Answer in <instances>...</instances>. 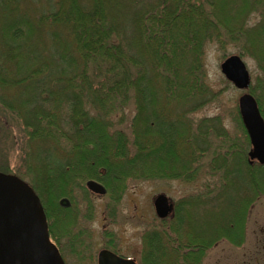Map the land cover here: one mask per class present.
I'll return each instance as SVG.
<instances>
[{"label": "trees", "instance_id": "trees-1", "mask_svg": "<svg viewBox=\"0 0 264 264\" xmlns=\"http://www.w3.org/2000/svg\"><path fill=\"white\" fill-rule=\"evenodd\" d=\"M210 43L256 60L263 79L250 90L264 115L258 93L264 83V0H0V124L13 120L22 126L26 156L37 144L34 153L42 164L35 167L32 186L53 238L52 215L71 222L67 232L74 225L71 215L62 217L69 209L57 202L69 194L70 180L72 186L81 178L106 179L114 192L130 175L193 172L208 153L210 173L230 177L234 193L247 190L245 198L239 191L233 196L230 219L247 210L240 198L251 203L253 188L263 193L255 175L261 177L264 165L246 163V176L239 164L242 145L208 142L210 128L225 135L220 124H190L214 95L203 63ZM129 106L133 114L126 116ZM0 169L9 166L1 162ZM208 237L187 241L196 253H179L176 264H200L212 244ZM144 238L141 264L169 255L159 232Z\"/></svg>", "mask_w": 264, "mask_h": 264}, {"label": "rangeland", "instance_id": "rangeland-1", "mask_svg": "<svg viewBox=\"0 0 264 264\" xmlns=\"http://www.w3.org/2000/svg\"><path fill=\"white\" fill-rule=\"evenodd\" d=\"M232 53L240 54L237 49L232 47L223 49L215 43H210L205 47L203 55L205 82L214 95L191 115L193 121L190 124L195 126L220 124L225 135L215 128H210L208 142L212 143L213 147L222 145L223 148H226L229 140H233L237 146L242 145L245 150L243 152L245 161L239 164L245 166L243 172L247 176L246 163H249L247 154L251 146H248L246 139L248 134L238 112V100L244 92H251V86H257L259 80L262 81L263 72L256 60L241 55L250 72L251 85L247 89L236 87L225 77L220 67L221 62ZM262 88H264V83L258 92L264 108ZM254 97L256 98V95ZM132 110V106H129L125 111L126 116L132 115ZM8 118L12 119L9 113ZM211 118H218V120L216 122L207 121ZM6 121L0 124L3 128L0 129V165L1 162H5L9 169L2 171L18 175L36 193L32 186L35 183V167L42 164L36 159L37 153H34L37 144L33 143L30 156H26L27 141L22 126L13 120ZM180 124L187 123L183 121ZM122 126L125 124L116 127ZM178 145L182 150L183 139ZM211 152L213 155L217 154L215 150ZM222 152H225V149H222ZM32 153H34L33 157ZM206 154L201 157V162L198 161L197 165L200 168L193 172L184 173V170H181L182 172L178 170L176 174L181 176L158 175L159 177L154 176L153 178H139L130 175L124 180L122 190L118 187L119 189L114 192L110 190L108 184L105 185L106 192L101 194L87 187L88 180H101L98 177L78 179L73 182L72 186L70 180L69 194L59 197L57 202L61 207L69 209L62 217L66 214L71 215L74 222L71 231H66L71 222L58 219L57 213L52 215V218H56L54 233L57 237V240L55 238L53 240L59 245L64 262L66 264H97L99 250L108 244H113L117 248L114 251L135 257L141 263L146 245L145 234L157 231L165 240L169 253V255L155 259L157 264H176L181 250L182 252L185 250L184 254L193 253L196 248H187V241L198 240V237L203 234L209 236L211 240L207 242L212 244L207 246L200 264H264V173L260 178H258L260 174L255 175V183L263 193L256 195V189L253 188L251 194L253 193L252 198L254 199L251 203H247L248 200H242L245 198L244 192L247 191L244 186L234 193L230 177L210 173L213 171L209 170L207 159L209 154ZM153 160L155 164V159ZM231 163L233 164V161ZM237 192L243 197L238 202L241 206L245 202L247 210L241 217H234L232 220L226 213H229L231 200ZM159 193H165L175 203V215L171 219L165 218L164 223L161 222L163 219L157 216L153 204L155 196ZM64 198L69 200L67 207L61 204ZM210 211L216 212L213 214L215 217L212 216L214 219L210 218ZM178 213L182 217L180 220H175ZM213 222L222 224L213 226ZM207 242L206 244H209ZM177 243L180 245L178 248Z\"/></svg>", "mask_w": 264, "mask_h": 264}, {"label": "water", "instance_id": "water-1", "mask_svg": "<svg viewBox=\"0 0 264 264\" xmlns=\"http://www.w3.org/2000/svg\"><path fill=\"white\" fill-rule=\"evenodd\" d=\"M228 80L241 89L249 88L250 72L239 54H231L221 62ZM239 110L251 147L249 162L264 165V117L257 99L250 92L239 97ZM87 186L105 193L100 182L90 179ZM61 204L69 205L67 198ZM156 213L166 217L173 211V202L165 193L154 198ZM0 264H64L58 248L50 239L47 218L34 190L19 176L0 171ZM98 264H138L109 249L98 253Z\"/></svg>", "mask_w": 264, "mask_h": 264}, {"label": "flooded vegetation", "instance_id": "flooded-vegetation-1", "mask_svg": "<svg viewBox=\"0 0 264 264\" xmlns=\"http://www.w3.org/2000/svg\"><path fill=\"white\" fill-rule=\"evenodd\" d=\"M103 173H104V171H103ZM96 181H98V182H100L102 185H106V183H105V181L103 180V181H101V180H96ZM106 188V187H105ZM69 201V200H68ZM168 218H173V217H168ZM54 243L56 244V246L59 248V250L61 251V249H60V247H59V245L56 243V241L54 240ZM106 248H108V249H110L111 251H113V252H115L116 254H119V255H122V254H120V253H117L116 251H114V249L115 250H117V248H116V246L115 245H113V244H108L107 246H106ZM119 250V249H118ZM183 251V250H182ZM182 251H180L179 253H181L182 255L184 254V252H185V250H184V252H182ZM193 253H196V250H194L193 251ZM185 254H187V252L185 253ZM122 256H125V255H122ZM127 257V256H126ZM128 257H130V256H128ZM136 261L139 263V264H141L137 259H136Z\"/></svg>", "mask_w": 264, "mask_h": 264}]
</instances>
